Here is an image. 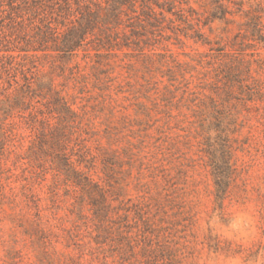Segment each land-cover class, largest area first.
<instances>
[{
  "label": "rangeland",
  "instance_id": "rangeland-1",
  "mask_svg": "<svg viewBox=\"0 0 264 264\" xmlns=\"http://www.w3.org/2000/svg\"><path fill=\"white\" fill-rule=\"evenodd\" d=\"M64 1L0 0V107L28 79H52L76 113L56 152L105 188L110 214L97 224L56 171L53 141L42 137L57 125L48 101L0 112V264H264V45L246 27L248 11L264 17V0H225L231 21L212 24L207 0H183L185 17L159 18L137 36L131 20L120 50L96 57V40L69 63L40 44L48 26L71 24ZM219 47L250 69L239 77L252 94L232 102L235 173L222 212L198 126Z\"/></svg>",
  "mask_w": 264,
  "mask_h": 264
},
{
  "label": "trees",
  "instance_id": "trees-1",
  "mask_svg": "<svg viewBox=\"0 0 264 264\" xmlns=\"http://www.w3.org/2000/svg\"><path fill=\"white\" fill-rule=\"evenodd\" d=\"M241 1L244 2V0ZM207 2L209 9L206 24L216 21H231L229 17L233 15V11L225 4V0H207ZM64 4L69 12H72L70 15L71 24L66 26L67 28L62 32L48 26V31L44 34L40 44L52 43L51 47L45 48L56 51L65 63L76 58L81 50L89 52V45L96 40L100 42L99 45L93 47L96 57H104L105 54L102 50H106V52L114 51L115 48L120 50L122 48L119 45V40L122 39L120 33L122 36H127L126 32H121L127 22L131 20L136 22L139 28L131 26L134 28V35L137 36L139 31L136 30L153 26V22H157L159 18L170 21L169 16H178L180 19L185 17L183 5L187 6V2L183 0H74L76 7L73 11L72 4L68 0L64 1ZM262 13L263 11H248L246 27L251 40L264 45V17ZM134 21L130 23H134ZM131 26L127 27L131 28ZM196 33L202 40L203 34L198 31ZM125 47L129 46L125 45ZM214 51L216 64L213 79L215 78V80L211 85L215 91L209 99L210 110L208 113L204 114L205 107L200 108L199 106L201 115L198 119V126L203 152L207 157L213 178L216 209L222 212L235 173L233 137L239 128V123H237L239 114L237 107L235 108L232 102L237 100L245 104L251 99L252 94L243 93L244 81L239 77L243 72L249 74L250 69L248 67L241 69L242 62L240 61H235L232 58L228 60L230 53L226 51L225 47H219ZM13 97L11 103L8 104L6 100L7 104L0 107V112L5 115V119L15 108L36 102L41 97L48 101L51 116L57 120V125L52 129L48 123V127L43 130L42 137L45 141L47 139L53 141L54 147H50L49 150L58 160V163L55 162L56 171L77 189L82 200H88L87 202L92 206L96 223L105 224L111 208L104 191L105 188L79 169L71 159V155L65 151L66 149L62 148L60 150L62 153L56 152V146L61 147L62 144L58 143L57 138L63 134L66 125L75 123L76 113L65 97L55 91L54 81L50 79L42 82L28 79L24 88L16 90ZM142 109L146 118L149 119L150 109L146 105H142ZM5 119L0 120V153L4 148L2 137H4L3 121ZM42 148L44 147L42 146Z\"/></svg>",
  "mask_w": 264,
  "mask_h": 264
}]
</instances>
